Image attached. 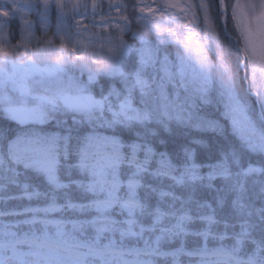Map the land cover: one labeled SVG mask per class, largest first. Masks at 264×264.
<instances>
[{
	"label": "snow or ice",
	"instance_id": "obj_1",
	"mask_svg": "<svg viewBox=\"0 0 264 264\" xmlns=\"http://www.w3.org/2000/svg\"><path fill=\"white\" fill-rule=\"evenodd\" d=\"M104 2L89 26L84 0H0V264H264V0H136L156 34L139 48L128 5ZM17 17L29 41L54 17L60 47L9 50ZM213 92L239 144L170 149L173 124L223 133L199 115Z\"/></svg>",
	"mask_w": 264,
	"mask_h": 264
},
{
	"label": "trees",
	"instance_id": "obj_2",
	"mask_svg": "<svg viewBox=\"0 0 264 264\" xmlns=\"http://www.w3.org/2000/svg\"><path fill=\"white\" fill-rule=\"evenodd\" d=\"M84 2L89 4V18L82 20L81 23L84 25H91V0H84ZM123 3L128 5V10L127 12L123 13L125 15H127L129 17V19L132 20V24H131V31L127 32L124 35V39L129 43L132 44L134 48H139L141 46L140 43V37L142 36L145 40L149 41L150 43H155V39H156V34H155V29L153 28V26L151 24H147L145 25L144 23H137L136 21V17H138L139 15H141L138 10L137 11H133V5L136 3V0H122ZM144 3L146 4H157L160 5L162 4L163 0H143ZM181 2H183V0H181ZM216 2H218V0H216ZM243 2V0H242ZM104 11L105 13L107 12V0H105L104 2V6L103 9L98 8L97 9V13H100L101 11ZM66 12L69 13V23H73L74 21L71 18V8H68L65 10ZM81 13L84 12V9L81 8L79 10ZM175 11V10H172ZM112 15L114 17H117L118 13L113 12ZM145 15H147V13H145ZM99 15H97L96 19L97 21H99ZM3 18H0V20H2ZM26 19H28L29 21H36L37 17L34 14H28L26 16ZM22 25L20 23L19 17H17L14 21L10 22V27L9 28H5L4 32L5 33H11L12 35L9 36V41H8V47L9 50L14 49L18 44H24L27 43L28 47L25 49L24 47H20L19 51H26L28 54H32L34 52H36L37 48L39 47H44L47 48L49 47V45L47 44L48 40H53V44L51 45V47L53 48H59L60 47V43H59V39L53 37V32L55 31V18L53 17V28L47 32V34H44L43 31L41 30H36L35 31V35L34 37L31 38V40L29 41L28 39H24L22 40L21 38V33H22ZM173 27L175 28V24H173ZM229 27L231 28L232 25L231 23L229 24ZM82 31H84L85 29H81ZM91 31H94L92 29H88ZM178 34H179V29L177 30ZM217 32H219V29H217ZM132 33H136L137 36L134 39ZM165 36H167V32L165 31L164 33ZM24 36L27 37V34L24 33ZM161 49L163 51H166L170 54V59L172 60H176L177 57V51H178V46L174 43H172L171 45L165 44V45H160ZM179 51L181 53H183L185 55V68L187 71V74L189 76V78L191 80H193V82H197L199 79V64L190 59V53H185L184 49L182 47H179ZM224 51L227 54L229 52V49L227 48L226 45H224ZM163 54V52H162ZM204 55H206L207 60L210 61L212 64H216L217 63V59L216 57L213 55L212 52H206ZM232 61L229 60L228 64L229 66L231 65ZM82 79L86 80L87 79V74H85L84 77H82ZM103 80H101V84H103ZM96 91L99 90V86H96ZM215 92H213V103L209 104V105H204L201 106L200 111H199V115L205 119H218L220 121V125L221 128L223 129V133L220 132H212V131H203V132H197L195 130L192 129H188V128H180L178 126H176L175 124L172 125V135L169 136L168 133L166 132H162L161 135L169 140V148L170 149H179L182 145H187L190 146L192 148H195L198 155H202L204 153H206L207 151H209L210 149H215L218 146L224 145V144H239V140L238 138L233 134V129H232V125L230 121H225L221 118L220 113L223 111V104H217L215 102ZM12 127L15 128L16 125L13 122L12 123ZM195 138V139H199L200 141H202V143L200 145H195V144H191L190 141ZM260 160L261 158L258 156H246L245 157V161L248 162L250 161L251 163H253L256 166H259L260 164ZM39 186L41 188V190H43L44 185L42 182H38ZM27 203V202H25ZM33 203H38V201H33ZM14 206V204H10L9 207ZM169 250V249H166ZM186 257L181 256L179 258L180 264H186ZM168 262H171V257L168 258ZM162 263V262H161Z\"/></svg>",
	"mask_w": 264,
	"mask_h": 264
},
{
	"label": "rangeland",
	"instance_id": "obj_3",
	"mask_svg": "<svg viewBox=\"0 0 264 264\" xmlns=\"http://www.w3.org/2000/svg\"><path fill=\"white\" fill-rule=\"evenodd\" d=\"M192 47H193V50L191 52H189L191 54L190 55V59H192V60L197 62V52L195 50L196 49V45L194 44ZM161 264H163V262ZM168 264H172V262H168Z\"/></svg>",
	"mask_w": 264,
	"mask_h": 264
}]
</instances>
